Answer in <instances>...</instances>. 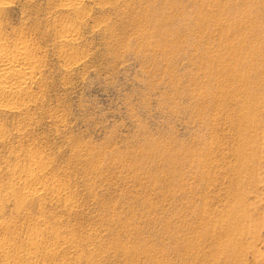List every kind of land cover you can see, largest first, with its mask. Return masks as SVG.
Masks as SVG:
<instances>
[{
  "label": "rangeland",
  "instance_id": "374dc122",
  "mask_svg": "<svg viewBox=\"0 0 264 264\" xmlns=\"http://www.w3.org/2000/svg\"><path fill=\"white\" fill-rule=\"evenodd\" d=\"M6 1L41 66L0 114V240H74L16 264H264V0ZM27 168L49 191L17 210Z\"/></svg>",
  "mask_w": 264,
  "mask_h": 264
},
{
  "label": "bare ground",
  "instance_id": "6f19581e",
  "mask_svg": "<svg viewBox=\"0 0 264 264\" xmlns=\"http://www.w3.org/2000/svg\"><path fill=\"white\" fill-rule=\"evenodd\" d=\"M99 1H102V0H61V4L59 6L64 12L74 14L75 16H77V15L83 16L84 15L83 8L86 10V8L88 7V5L90 3L96 4ZM8 4H9L8 1L0 0V114H13V113H18V112L20 113V111L26 106V101H27L28 95H29V92H28L29 88L31 87V85H34L37 82V79H38L39 74H40V66H41V61L38 59V56H39L38 55V49L34 48L32 46V44L28 42V40H25L24 37H23L24 39L20 37V38L13 40L11 42V40L10 41L8 40L9 37L6 38L7 36L4 35L5 34V33H3L4 29L2 28V24H1V13L6 8V6H8ZM203 20L204 19H202L200 22H203ZM208 20H209V18H208ZM218 22L219 21H217V23ZM217 25L219 26V23ZM78 36H79V33H78L77 25L65 24L64 26H62L61 31L59 33V37H58L59 43L61 44V46L63 45L64 47L65 46L68 47V45L75 44V42H77V40H79ZM211 40H212V38H211ZM63 46L61 49L62 55H64L66 53ZM2 133H3V130H2V127H0V136L3 135ZM1 139H2V137H1ZM32 157L34 158V155ZM33 160H34V163H36L37 157H35ZM33 160H31V161L33 162ZM28 168H30V167H28ZM28 168L23 172V175L21 177H18V179H17L18 182L22 183V187L16 191H13L11 194L17 200V203H19L18 205L21 206V208H16L17 210L23 209V205L26 204L27 201H33V200L41 199L42 197H44V195H45L44 193L46 192V190H47V192L49 191L48 188L46 190H45V188H43L44 184H43L42 180H40V176L37 174L38 170H37V172H35L34 170L28 169ZM53 188H55V187H53ZM61 192L62 191L59 190L58 188L57 189L55 188L52 190L50 189V193L55 195L54 197L59 198V196L62 195ZM48 195H50V194H48ZM12 196H11V198H12ZM7 197H8V194H7ZM16 200H15V202H16ZM25 207H26V205H25ZM3 226H4V222L0 221V228H3ZM6 226H5V229H7ZM47 230L49 231L48 233H50V230L49 229H47ZM43 231H41L39 229H35V228L31 229L30 233L33 237L30 235V237L25 240V246L27 247V249L25 251H21L19 253H14L15 250H14L13 254H12V252L10 253L9 252V249H10V242L9 241L10 240L7 241L6 239H4V240L1 239L0 240V258H1L0 261H1V263H3V264H16L17 259L19 262L20 261L22 262V260H24V261H27L28 263H32V262L36 263L38 261L37 259H39L38 252L40 251V249H45V252L47 251L48 253H53V252L55 253L56 249L59 247H62V246L68 247V248L72 247L71 245L73 244V241H74V240L72 241L73 238L71 240H69L68 238H59L57 233H56V236L54 235L55 231H52V232H54V233H52V235L55 236V239L57 240L56 243H52V244L46 243V245H44V243H42V241L39 239V237L43 233ZM44 234H46V233H44ZM217 238H218V236H217ZM217 241H219V240H217ZM233 242H234L233 239H229L226 242V244L227 245L232 244ZM221 246L223 247V245H221ZM221 246L219 247V250H220ZM123 250H124L123 251L124 254H126V255H128V254L132 255L134 253V252L132 253V251L130 252L128 250H125L124 248H123ZM16 251H18V250H16ZM221 251H223V249ZM123 252L121 254H123ZM48 253H46V254H48ZM19 258L21 260H19ZM48 258L49 257H47V260H48ZM202 259H203V257H202Z\"/></svg>",
  "mask_w": 264,
  "mask_h": 264
}]
</instances>
